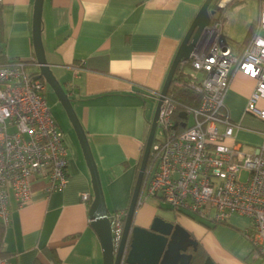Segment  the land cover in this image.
Wrapping results in <instances>:
<instances>
[{
    "label": "crops",
    "instance_id": "0c3cea01",
    "mask_svg": "<svg viewBox=\"0 0 264 264\" xmlns=\"http://www.w3.org/2000/svg\"><path fill=\"white\" fill-rule=\"evenodd\" d=\"M204 1H43L41 38L46 59L86 132L110 212L129 204L157 104L155 92L162 89L177 49ZM230 1H217L219 18L224 14L221 37L241 53L247 43L241 42L251 36L263 0L226 8ZM34 2L2 0L0 4V48L5 61L36 57ZM254 86L253 78L237 71L225 96L230 118L238 125L228 142L238 141L245 150L264 142V120L246 110ZM258 105L264 107V99ZM55 118L69 149L68 183L47 191L46 178L32 176L31 200L22 206L11 202L4 245L13 264H103L100 238L89 215L91 173L66 110L61 108ZM83 191L90 192V203L82 200ZM145 197L137 207L135 225L147 227L161 215L188 229L217 264H264L253 258L248 240L237 241L249 221L246 216L234 214L225 223L205 222L168 206L166 210L145 207ZM224 229L235 233L217 234Z\"/></svg>",
    "mask_w": 264,
    "mask_h": 264
},
{
    "label": "built area",
    "instance_id": "2783aa9c",
    "mask_svg": "<svg viewBox=\"0 0 264 264\" xmlns=\"http://www.w3.org/2000/svg\"><path fill=\"white\" fill-rule=\"evenodd\" d=\"M221 25V18L211 21L190 56L179 63L200 100L187 104L176 122L174 100L168 94L164 98L157 127L162 135L155 134L154 164L138 205L152 195L174 212L200 221L225 223L234 214L246 216L243 235L251 255L264 260V142L253 150L229 143L238 125L225 104L232 77L240 71L255 80L246 110L264 120V107L258 105L264 99V0L241 53L222 43ZM47 85L36 57L0 61V219L6 225L12 200L17 206L31 200L32 176L46 178L47 191L68 183L69 149L49 105ZM159 96L160 90L157 101ZM81 197L89 202L91 194L83 191ZM126 214L109 213L115 249ZM0 264L13 263L9 256Z\"/></svg>",
    "mask_w": 264,
    "mask_h": 264
},
{
    "label": "water",
    "instance_id": "95a60500",
    "mask_svg": "<svg viewBox=\"0 0 264 264\" xmlns=\"http://www.w3.org/2000/svg\"><path fill=\"white\" fill-rule=\"evenodd\" d=\"M44 0H35L33 13V45L36 60L39 65L40 75L51 86L66 110L81 144L87 165L89 167L93 199L89 207L91 226L100 238L103 250V264H190L193 253L188 252L192 247L197 249L198 240L191 232L179 222L168 220L161 215H156L149 226L134 224V216L138 207V199L147 164L151 153L152 144L158 127L160 111L163 100L168 94L175 71L182 59H187L200 34L211 24L212 11L209 6L212 0H205L190 24L182 39L174 59L168 70L165 82L160 90V96L156 104L154 116L151 120L149 133L145 142L144 151L131 200L125 217L124 229L119 246L115 249L112 238L110 211L106 205L105 195L93 157L86 132L74 110L68 92L54 75L50 63L46 59L41 38V14ZM224 44L225 41L222 40ZM183 116L186 117L185 112ZM203 264H217L210 256H207Z\"/></svg>",
    "mask_w": 264,
    "mask_h": 264
},
{
    "label": "trees",
    "instance_id": "16d2710c",
    "mask_svg": "<svg viewBox=\"0 0 264 264\" xmlns=\"http://www.w3.org/2000/svg\"><path fill=\"white\" fill-rule=\"evenodd\" d=\"M217 1L218 0H212L209 6L210 11H212V14H211L212 18L216 17V19L219 18V15L221 12V8H219V6L217 5ZM245 1L246 0H231L230 2L226 4L225 7L226 8L234 7L236 5L244 3ZM223 17H224V14L222 13L221 20H223ZM216 19H213V20H216ZM249 38H250V33L248 34L246 40L241 43L245 44L249 40ZM5 60H6L5 54L3 50L0 48V61H5ZM15 60H18V58L8 59V61H15ZM188 80H189L188 73L185 72L180 65H178L175 71V74L173 76L172 82L170 84L169 90H168V96H170L174 100V103L176 105L175 112L173 115L176 122L179 120L181 116V112L187 104L197 105L200 100V94L188 85ZM144 146H145V143H144ZM144 146L142 148V154L144 151ZM142 154L140 156L139 163L137 166L136 178H137L138 170H139L141 159H142ZM153 164H154V156L153 154H150L148 164H147V171L145 172V176H144V183L148 180L150 176L149 169L153 166ZM136 178H135V181H136ZM134 185L132 188V192L134 189ZM131 196H132V193H131ZM130 200H131V197H130ZM128 207H129V204L124 209H120V210L127 211ZM5 231H6V224H4V222L0 219V259L3 257L10 256L9 251L5 248V245H4ZM207 256L208 254L205 252V250H203L201 244L199 243L197 249L193 253V258L190 264H203Z\"/></svg>",
    "mask_w": 264,
    "mask_h": 264
},
{
    "label": "rangeland",
    "instance_id": "374dc122",
    "mask_svg": "<svg viewBox=\"0 0 264 264\" xmlns=\"http://www.w3.org/2000/svg\"><path fill=\"white\" fill-rule=\"evenodd\" d=\"M188 70H190V68H187ZM48 84V83H47ZM46 94H47V99L49 102V105L51 107L52 113L55 115H58L61 108H64L62 103L60 102V100L58 99L57 94L55 93V91L51 88V86L48 84L47 85V89H46ZM65 110V109H64ZM156 135L157 136H161L162 135V130L160 128H158L156 130ZM152 173V172H151ZM145 207H152L154 209H162V210H166L167 204L164 203L159 197L156 196H152V195H148L147 197H145L144 202ZM222 234H226L227 236L234 234V231L231 230H225L224 231H217V234L221 235ZM237 236V235H236ZM239 238H237V241L239 242L240 240H245L247 241V239L244 237V235L240 232L238 235Z\"/></svg>",
    "mask_w": 264,
    "mask_h": 264
},
{
    "label": "bare ground",
    "instance_id": "6f19581e",
    "mask_svg": "<svg viewBox=\"0 0 264 264\" xmlns=\"http://www.w3.org/2000/svg\"><path fill=\"white\" fill-rule=\"evenodd\" d=\"M219 8H221V7H219ZM218 17V16H217ZM228 43V42H227ZM229 44H230V42H229ZM231 46V45H230ZM233 49V48H232Z\"/></svg>",
    "mask_w": 264,
    "mask_h": 264
}]
</instances>
